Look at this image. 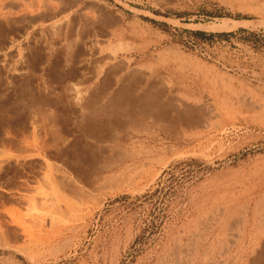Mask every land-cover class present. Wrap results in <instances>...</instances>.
Returning a JSON list of instances; mask_svg holds the SVG:
<instances>
[{
    "label": "rangeland",
    "instance_id": "374dc122",
    "mask_svg": "<svg viewBox=\"0 0 264 264\" xmlns=\"http://www.w3.org/2000/svg\"><path fill=\"white\" fill-rule=\"evenodd\" d=\"M31 3L0 0V139L25 131L105 189L0 264H264V0H78L21 22Z\"/></svg>",
    "mask_w": 264,
    "mask_h": 264
},
{
    "label": "bare ground",
    "instance_id": "6f19581e",
    "mask_svg": "<svg viewBox=\"0 0 264 264\" xmlns=\"http://www.w3.org/2000/svg\"><path fill=\"white\" fill-rule=\"evenodd\" d=\"M77 1L76 0H38L39 7L38 8L36 7V8H37V10H39V12L37 14H35V15L25 14V15L21 16V19L23 20L21 22L30 23V21H31L32 23H34V21H36V19L39 20V19L44 18V17H48V18L50 17L49 19H47V18L46 19L47 20H50V19L53 20L54 16L57 15V14L59 16H61L62 14L65 15L67 12L71 13V10H73L75 8L76 4H77ZM30 2L33 3V0H30ZM31 4H30V6H33ZM34 9L35 8L29 9V10H34ZM79 10L77 9V11H79ZM76 14H77V17L80 20H82L81 19L82 17H85L82 12H80V13L77 12ZM73 16H75V15H73ZM75 19H76V17H75ZM39 33L42 34V31L39 32ZM41 34H39V36ZM43 43H44V41H43ZM6 50H7V48H6ZM10 50H12V49H10ZM3 53H5V52H2V54ZM6 53H8V52L6 51ZM0 54H1V52H0ZM2 57H3V55L0 58L2 59ZM14 57H16V56H14ZM12 59H13V57H12ZM10 67H12V66H10ZM5 68H7V67H5ZM19 73L18 74L22 77V76H24L25 71H22V72H19ZM112 86H114V87H112V88L110 87L109 88L111 90V92L114 90L115 87H117V84L116 85L112 84ZM111 92H109L108 94H110ZM103 95H105V94H103ZM119 95L121 96V94H119ZM109 97H110V95H109ZM114 99H115V97H114ZM135 99H136V97H135ZM102 100H104V99H102ZM103 102H101V103H103ZM94 103H96V102H94ZM125 105H127V103H125ZM126 107L128 108L129 106H126ZM106 108H107V106H106ZM109 108H107V109H109ZM82 109H83V107H78L76 112L81 114L82 113ZM112 111H114V110H112ZM32 115L29 114V116H28L29 125H30V131L33 130L32 119H33L34 116H32ZM33 120H35V119H33ZM20 131H22V130H20ZM24 132H20L19 134L15 135V136H11L10 134H8V132H5V133H3V136L0 139V246L4 247V248H9V247L16 248L15 247L16 246V242H17L16 240L18 238H22L23 234L26 235L24 233V229L25 230H27V229L38 230V228H39L38 227V221L39 220H42V222L43 221H47L48 222V224H47L48 230L47 229L44 230L46 235H48L51 232L52 229H53V231L56 230V229H54V227H56V228L59 227L58 229L60 231L62 225L64 227V225L68 224L69 222H70L69 224H71L72 221L80 219V218H83V215H84L83 214V208L85 206L89 205L90 202L92 201L90 199L94 196L93 192H96V193H97V191H102L103 192V190L105 189L103 186L101 188L93 186L92 188H90L88 190L84 189L83 187H81L82 185L80 186V184H79L81 181L80 180L78 181V179L76 177H73L69 172H67L63 168L65 163H64V159L61 156H60V161L59 162H51V161L48 160L49 158L46 159V158L42 157L40 155L39 151H40V147H41V145L43 143L39 144L41 142L38 143L37 140H34L32 137L26 135ZM34 133H35V131H34ZM44 145L45 144H43V146ZM86 145H87V143H85V147H86ZM78 146H80V144ZM90 147H91V145H90ZM90 147H88V148H90ZM50 148H51V146H50ZM41 151H43V150H41ZM84 151H86V150H84ZM92 151L94 152L93 148H92ZM49 152L51 153V151H49ZM87 153L89 154L90 152H87ZM91 154H93V153L91 152ZM74 155H75V153H74ZM80 157H82V156H80ZM82 159H83V161L85 160L84 158H82ZM77 161H79V160H77ZM92 162L93 161L91 160V163ZM107 166H108V164H107ZM7 168H14V169H16V172H17V170L25 171L26 169H29L30 172L28 173V175L26 173L27 176L25 178L23 177V178H20L18 180L15 179L16 181H14V182L11 181L12 183L9 184L6 187L5 184L3 183V180H1V176H3L2 174L5 172V170ZM66 168H68V167H66ZM79 170L80 169H78V171ZM81 172L79 171V174ZM98 176L101 177V174L98 175ZM17 178H18V176H17ZM103 181L105 182L106 180L104 179ZM82 183L83 182H81V184ZM100 183H101V181H100ZM107 183H106V185H107ZM101 185H102V183H101ZM104 185H105V183H104ZM92 193H93V196L91 197ZM8 206L15 207L17 209L18 215L17 216L16 215L12 216V214H11V216H10L9 215L10 213L7 212V207ZM74 222L76 223V221H74ZM54 224H55V226H54ZM56 224H58V225L56 226ZM43 225L44 224H42L40 226H43ZM68 230H69V228H68ZM57 232L58 231H56V233ZM63 232L66 233V230L63 231ZM29 234L30 233H28V235ZM40 235L41 234H39V236ZM51 236H53V235L51 234ZM34 238H36V236ZM41 239H43V237ZM49 239H48V241H49ZM40 243L43 244L42 240H41Z\"/></svg>",
    "mask_w": 264,
    "mask_h": 264
}]
</instances>
